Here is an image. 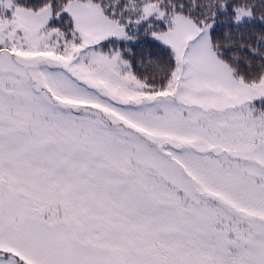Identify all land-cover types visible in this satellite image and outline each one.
Wrapping results in <instances>:
<instances>
[{
    "label": "snow or ice",
    "instance_id": "1",
    "mask_svg": "<svg viewBox=\"0 0 264 264\" xmlns=\"http://www.w3.org/2000/svg\"><path fill=\"white\" fill-rule=\"evenodd\" d=\"M0 264H264V0H0Z\"/></svg>",
    "mask_w": 264,
    "mask_h": 264
}]
</instances>
